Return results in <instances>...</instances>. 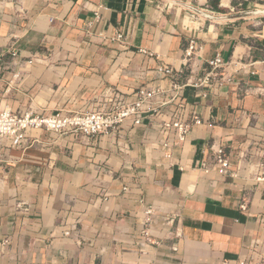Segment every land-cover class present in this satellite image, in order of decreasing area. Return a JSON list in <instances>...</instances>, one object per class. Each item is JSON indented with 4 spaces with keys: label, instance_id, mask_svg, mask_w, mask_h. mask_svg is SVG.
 Segmentation results:
<instances>
[{
    "label": "crops",
    "instance_id": "obj_1",
    "mask_svg": "<svg viewBox=\"0 0 264 264\" xmlns=\"http://www.w3.org/2000/svg\"><path fill=\"white\" fill-rule=\"evenodd\" d=\"M191 39L199 48L186 60ZM216 56L223 65L212 69ZM161 62L219 80L184 85L202 124L183 142L162 128L169 104L114 134L32 129L21 147L0 139V242L9 240L0 264L264 260L254 154L264 139V0H0V101L14 112L98 110L112 105L113 92L130 100L143 85L168 89ZM218 148L228 174L198 166ZM147 208L159 245L141 234Z\"/></svg>",
    "mask_w": 264,
    "mask_h": 264
},
{
    "label": "built area",
    "instance_id": "obj_2",
    "mask_svg": "<svg viewBox=\"0 0 264 264\" xmlns=\"http://www.w3.org/2000/svg\"><path fill=\"white\" fill-rule=\"evenodd\" d=\"M207 16L211 17L210 15ZM95 17L96 19L100 18L98 13H96ZM122 38V32L117 33L115 36V39L119 41ZM198 48L199 46L194 39L189 40L184 50L186 60H190ZM10 52L15 56L12 50ZM142 52L145 53L143 50ZM207 63L212 69H217L223 65L219 56L209 60ZM156 72L160 78L168 81V89H164L160 85H143L133 93L130 100L118 92H113L112 105L98 110L72 112L61 109L49 113L19 110L14 112L7 104L0 101V139H8L11 146L21 147L29 144L30 138L28 134L32 129H43L59 135H83L89 138L100 134H114L118 132L126 121L132 122L133 125H139L144 117L154 118L162 115L163 108L169 104L172 106L171 115L168 120H164L161 123L162 128L169 131L176 141L183 142L194 126L202 124V120L197 114L190 113V104L181 94L184 85H190L198 89L211 87L216 83L219 84V80L213 82L212 72L204 73L203 71L197 78L193 76L187 77L163 62L158 64ZM226 80L230 81L228 78ZM161 148L166 158H172L173 148L171 142L168 140L162 141ZM254 154L258 157L256 181L264 182V139L261 140ZM229 163L228 155L222 148H218L214 150L213 157L209 162L201 161L198 166L204 172H209L213 167L217 166L221 173L228 174L230 173ZM123 189L127 190L126 187ZM242 207L244 208L243 205ZM143 219V223L146 226L141 231V234L145 236V241L159 245L160 240L151 238L149 233V226L154 221L151 208L145 210ZM171 220V218L166 219V223L171 222ZM66 234L69 235V232H66ZM8 242L7 238L0 242V253L3 252ZM171 248L173 251H177L176 244H173ZM241 264H264V260L254 263L241 262Z\"/></svg>",
    "mask_w": 264,
    "mask_h": 264
}]
</instances>
